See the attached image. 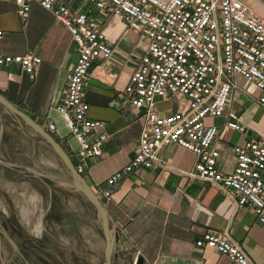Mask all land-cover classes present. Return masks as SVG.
<instances>
[{"label": "built area", "instance_id": "built-area-1", "mask_svg": "<svg viewBox=\"0 0 264 264\" xmlns=\"http://www.w3.org/2000/svg\"><path fill=\"white\" fill-rule=\"evenodd\" d=\"M82 1L91 8L72 9L62 0H13V4L24 20L29 3H38L67 28L75 45L64 94L53 108L77 144L70 160L80 175L87 161L101 154L106 137L100 130L102 122L87 117L84 99L88 69L112 52L99 18H118L124 30L145 42L122 89L131 108L142 110L137 146L103 186L92 189L95 196L107 199L111 185L140 168L152 167L159 148L175 144L195 157L188 176L215 185L238 207L250 206L256 220L264 223V131L232 146L235 163L223 173L216 167L219 152L212 145L218 126L205 123L207 118L225 115L226 128L243 130L234 112L226 111L234 89L264 112V17L240 0ZM39 61L30 52L0 51V66L15 63L25 73H31ZM236 78L251 90L239 87ZM170 100L177 104L173 111L164 113L155 107L158 101ZM46 127L52 130L54 125L48 122ZM194 245L214 249L228 264H253L238 245L211 230L202 232Z\"/></svg>", "mask_w": 264, "mask_h": 264}, {"label": "crops", "instance_id": "crops-1", "mask_svg": "<svg viewBox=\"0 0 264 264\" xmlns=\"http://www.w3.org/2000/svg\"><path fill=\"white\" fill-rule=\"evenodd\" d=\"M62 1L76 10L91 8L82 0ZM240 1L264 17V0ZM99 19L112 52L106 60L99 58L91 64L84 84L86 115L102 122L100 130L106 136L101 154L87 161L82 174L91 189L103 186L132 157L143 124L142 110L131 108L122 89L144 45L137 44V34L124 30L118 18ZM0 29L1 52H30L40 59L31 73L15 63L1 65L0 95L71 158L77 144L53 108L64 94L75 62V45L67 28L36 2L29 3L28 15L21 20L13 0H0ZM172 102L158 101L155 107L164 113L173 111ZM250 102L237 89L230 96L226 111L237 116L243 126L240 132L226 128L225 115L215 117L218 132L212 145L219 152L216 167L223 173L234 166L232 146L264 131V112L259 113L260 120L255 119ZM48 122L53 123L52 130L47 129ZM157 156L152 167L122 177L111 185L109 197L100 200L113 236L110 263L228 264L214 249L194 245L202 232L211 230L238 245L253 264H264V223L256 220L251 207H238L215 185L188 176L195 159L190 151L168 144L159 148Z\"/></svg>", "mask_w": 264, "mask_h": 264}, {"label": "rangeland", "instance_id": "rangeland-1", "mask_svg": "<svg viewBox=\"0 0 264 264\" xmlns=\"http://www.w3.org/2000/svg\"><path fill=\"white\" fill-rule=\"evenodd\" d=\"M136 42L145 43L139 36ZM238 85L251 90L239 78ZM257 93L254 90L253 95ZM250 103L249 109L260 120L262 109ZM216 121L205 119L206 124ZM69 181L68 172L44 141L0 105V264L103 263L99 216L69 187ZM56 212L58 218L52 220ZM50 238L56 246L49 245ZM66 240L70 249H64ZM50 250L58 255L56 259L48 255Z\"/></svg>", "mask_w": 264, "mask_h": 264}, {"label": "water", "instance_id": "water-1", "mask_svg": "<svg viewBox=\"0 0 264 264\" xmlns=\"http://www.w3.org/2000/svg\"><path fill=\"white\" fill-rule=\"evenodd\" d=\"M0 105L6 108L15 117L20 119L26 126L32 129L44 141V143L50 148V150L61 162L64 169L68 172V175L70 177V181L68 183L69 187H71L75 192L80 194L95 209V211L99 216L100 228L104 242L102 264H111L110 255L113 245V236H112L111 228L109 227L108 213L104 208V206L102 205L101 201L95 196L92 189L83 179V177L74 170L72 162L65 153V151L56 141H54V139L46 131H44L39 125H37L23 112L19 111L14 106H12L1 95H0ZM139 261L140 260H138L137 263Z\"/></svg>", "mask_w": 264, "mask_h": 264}, {"label": "flooded vegetation", "instance_id": "flooded-vegetation-1", "mask_svg": "<svg viewBox=\"0 0 264 264\" xmlns=\"http://www.w3.org/2000/svg\"><path fill=\"white\" fill-rule=\"evenodd\" d=\"M56 215H59L57 212H56V214L55 213H53L52 215H51V217H52V220H57V219H55L54 217L56 216ZM50 217V218H51ZM56 218H58L57 216H56ZM59 220H61V219H59ZM68 222L65 224V226H69L70 225V221L69 220H67ZM61 225V224H60ZM68 240H70V239H68ZM49 245L51 246V247H54V246H56V244H57V242L54 240V239H51L50 238V240H49ZM69 245H70V242H69ZM69 245H68V241L66 240V244L64 245V249H70V247H69ZM49 253H48V255L49 256H51L52 258H54V259H56V256H58L56 253H55V251L54 250H50V251H48ZM57 260H58V258H57Z\"/></svg>", "mask_w": 264, "mask_h": 264}]
</instances>
